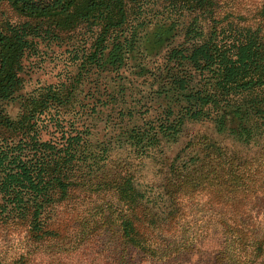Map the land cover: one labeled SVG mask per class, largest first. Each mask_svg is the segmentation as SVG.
<instances>
[{
  "label": "trees",
  "instance_id": "1",
  "mask_svg": "<svg viewBox=\"0 0 264 264\" xmlns=\"http://www.w3.org/2000/svg\"><path fill=\"white\" fill-rule=\"evenodd\" d=\"M1 6L0 264H264L246 219L264 201V2L249 19L220 0ZM75 34L69 73L26 91L28 60ZM202 199L223 248L192 261Z\"/></svg>",
  "mask_w": 264,
  "mask_h": 264
},
{
  "label": "rangeland",
  "instance_id": "2",
  "mask_svg": "<svg viewBox=\"0 0 264 264\" xmlns=\"http://www.w3.org/2000/svg\"><path fill=\"white\" fill-rule=\"evenodd\" d=\"M264 0H220L222 11L224 13H233L242 15L249 19L257 14L259 8L262 7ZM0 13L4 18L15 17L14 13L7 6L0 7ZM87 35L75 34L65 37L62 44L66 45L62 48L55 44H48L41 47V53L36 58H30L27 65L30 70L25 76L24 89L31 91L34 88L55 83L61 77L69 73L72 67V51L84 41ZM139 93V92H138ZM137 95V94H136ZM147 97L155 99L163 97V93L152 92L146 90ZM145 108L149 107V98L145 102ZM143 107V110L145 109ZM16 106L10 105L8 111L13 116L16 113ZM187 131L193 134L197 131L208 132L207 127L192 126L187 127ZM175 151V147L171 149L170 154ZM248 206L245 203L237 208ZM230 210L229 208H226ZM242 209V208H241ZM248 210V209H246ZM223 208L220 204L206 203L204 199L199 204L187 209L185 222L189 226V232L194 235V242L189 257L192 261L205 260L217 255L223 248V236L221 235V227L218 224V217L221 215ZM248 223L253 224L257 229H264V201L250 204L249 217L246 218Z\"/></svg>",
  "mask_w": 264,
  "mask_h": 264
}]
</instances>
